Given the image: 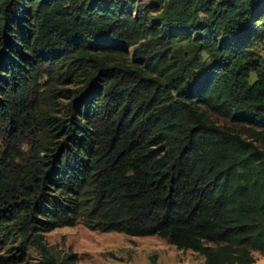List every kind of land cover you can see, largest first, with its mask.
I'll use <instances>...</instances> for the list:
<instances>
[{
	"label": "trees",
	"instance_id": "16d2710c",
	"mask_svg": "<svg viewBox=\"0 0 264 264\" xmlns=\"http://www.w3.org/2000/svg\"><path fill=\"white\" fill-rule=\"evenodd\" d=\"M263 38L264 0H0V264L76 224L254 264Z\"/></svg>",
	"mask_w": 264,
	"mask_h": 264
},
{
	"label": "rangeland",
	"instance_id": "374dc122",
	"mask_svg": "<svg viewBox=\"0 0 264 264\" xmlns=\"http://www.w3.org/2000/svg\"><path fill=\"white\" fill-rule=\"evenodd\" d=\"M156 0H139L147 4ZM168 1V0H166ZM264 57V38L254 47ZM133 57V50L130 51ZM64 88L73 89L70 85ZM73 93L71 92L70 95ZM72 98L62 96L53 108L54 114H63ZM220 122L225 120L220 119ZM44 141V137H39ZM2 143H0L1 145ZM29 139L24 151L29 152ZM52 255L63 259L69 254H77L75 264H206L205 257L192 250L178 249L166 239L157 235L131 236L119 232H99L90 230L83 224L56 228L44 234ZM254 264H264V252L254 251ZM40 253L31 249L29 257L17 264H38Z\"/></svg>",
	"mask_w": 264,
	"mask_h": 264
}]
</instances>
